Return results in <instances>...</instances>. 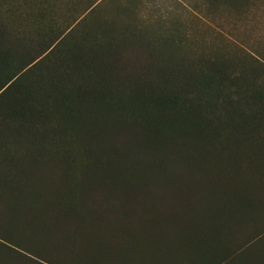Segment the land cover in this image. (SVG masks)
<instances>
[{
	"label": "trees",
	"instance_id": "16d2710c",
	"mask_svg": "<svg viewBox=\"0 0 264 264\" xmlns=\"http://www.w3.org/2000/svg\"><path fill=\"white\" fill-rule=\"evenodd\" d=\"M58 1L0 0V264H264L245 254L264 247V233L247 244L264 218L241 227L264 196V140L241 189L240 176L191 175L194 151L168 155L167 124L193 112L209 134L214 118L259 107L264 130V54L249 57L260 66L222 53L195 62L175 29L149 32L132 5L109 16L114 0ZM241 67L258 74L245 81ZM150 165L167 176L135 174ZM163 184L200 208L173 206Z\"/></svg>",
	"mask_w": 264,
	"mask_h": 264
},
{
	"label": "rangeland",
	"instance_id": "374dc122",
	"mask_svg": "<svg viewBox=\"0 0 264 264\" xmlns=\"http://www.w3.org/2000/svg\"><path fill=\"white\" fill-rule=\"evenodd\" d=\"M69 1L59 0L58 2L62 6H66ZM205 2V0H114L105 8L104 12L110 16L114 7L121 9L132 5L133 11L147 20L149 32L158 28L162 31L175 29L176 36L184 38L182 50L192 61L196 62L215 53H222L241 65L249 67L251 64H255L260 66L258 61L250 60V58L253 55L261 57V54H264V0H254L252 4L244 5L243 8L239 7L238 10L230 6H221L218 10H213L205 5ZM197 6L199 7L196 8ZM119 17L125 19L126 16L121 15ZM247 67L240 68L245 81L254 79L255 75L258 74V71L246 70ZM258 82L260 83V81ZM255 83H257L256 79ZM259 87L261 91L257 92L256 96L264 93L263 88L260 85ZM259 109L258 107L255 111H248L246 114L242 110H233L227 118H222L219 121L214 118L215 128H211L209 134L200 133L199 129L194 127L192 123L193 112H188L186 119H169L167 121L170 127L168 130V140H170L168 155L173 153L172 148L174 147L173 157L185 161V156L194 151L195 162L193 167H190L188 162L185 163L192 169L189 172L191 175L227 174L233 177L240 176V184L235 183L234 185L244 189L245 170L241 165L245 156L255 155L256 152L254 151L256 150L257 156H260L258 148L260 140H264L262 134L264 130L257 123L260 118ZM251 121L258 125L256 129V126L251 125ZM95 161L98 164V167L95 168L97 171L106 170L103 165L107 161L105 158L96 156ZM183 163L174 165L183 166ZM154 166L150 165L146 169L137 170L135 174H142L150 178L155 176L165 178L167 176L166 169H158ZM114 171H117V168H109L108 170V172ZM188 179L191 181L193 178ZM157 187V191L164 192L168 198L172 199L173 206L183 209L198 210L200 208V204L185 201L183 188L166 184ZM151 189L154 188L151 186ZM248 203L251 211H249L244 226H241L243 229L250 228L253 220L259 221V219L264 218V196L261 193L258 192L252 196ZM255 227L249 230L248 246L256 244L255 239L264 233V229H261L262 226ZM245 237V233L240 232L230 236L229 239L242 240ZM237 248L241 250L243 247ZM245 254L246 259L247 257H257L264 260V247L245 252Z\"/></svg>",
	"mask_w": 264,
	"mask_h": 264
},
{
	"label": "crops",
	"instance_id": "0c3cea01",
	"mask_svg": "<svg viewBox=\"0 0 264 264\" xmlns=\"http://www.w3.org/2000/svg\"><path fill=\"white\" fill-rule=\"evenodd\" d=\"M160 260L163 261V264L166 263V262L164 261V259H160Z\"/></svg>",
	"mask_w": 264,
	"mask_h": 264
}]
</instances>
